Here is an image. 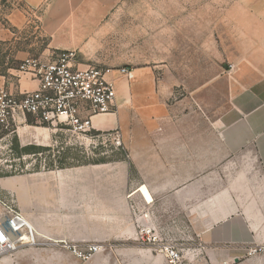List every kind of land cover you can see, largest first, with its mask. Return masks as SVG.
Listing matches in <instances>:
<instances>
[{
  "label": "crops",
  "instance_id": "crops-1",
  "mask_svg": "<svg viewBox=\"0 0 264 264\" xmlns=\"http://www.w3.org/2000/svg\"><path fill=\"white\" fill-rule=\"evenodd\" d=\"M125 3L133 4L0 0V45L17 62L51 59L69 49L85 60L97 26ZM197 5L202 23L214 25L218 35L201 40L177 31L170 66L205 78L170 102L172 87L156 80V68L137 67L131 78L115 76L117 108L91 116L93 132H120L130 161L38 170L0 181V212L3 201L13 200L40 241L3 264H168L154 248L137 246L143 225L171 240L195 238L199 247L182 264H264L263 253L248 255L249 248L264 244V0ZM39 35L46 38L36 48L32 38ZM161 69L171 70L168 64ZM2 87L18 94L37 89L39 80L9 67L0 74ZM19 129L35 134L47 128L25 120ZM63 238L119 245L82 262L47 243Z\"/></svg>",
  "mask_w": 264,
  "mask_h": 264
},
{
  "label": "rangeland",
  "instance_id": "rangeland-1",
  "mask_svg": "<svg viewBox=\"0 0 264 264\" xmlns=\"http://www.w3.org/2000/svg\"><path fill=\"white\" fill-rule=\"evenodd\" d=\"M131 1L133 4L125 3L105 16L103 23L97 26L87 42L91 56L80 60L77 50L78 60L84 61L87 65L114 70L121 66H129L132 70L145 66L156 68V80H164L172 87L169 93L171 94L170 102H175L189 93V87L193 81L202 80L207 75L176 72L171 68L175 64V33L178 31L185 36L198 35L201 40H206L214 39L218 32L213 30L214 25L202 23L203 15L201 16V12L198 14L197 0ZM23 33L25 36L29 35L26 31ZM45 38L44 35H39L36 40L32 38L37 42L36 48H39ZM24 42L26 41H23V44ZM8 54L9 49L0 45V72L7 73L9 67L16 69L19 67L20 62L7 58ZM161 64H168L171 70L161 69ZM113 74L120 76L118 72H113ZM26 122L47 129L45 133L36 132L35 134L32 131L23 132L18 129L17 132L0 138V181L11 177L28 176L38 170L95 162L130 161L120 132H99L96 137H87L72 131L70 126L64 123L57 126L48 123L41 124L32 115H27ZM115 135H119L120 144L116 143ZM30 144L39 147L36 153L23 152L22 149ZM131 172L132 175L135 172L133 165H131ZM55 204L52 207L53 212H56ZM57 211L60 214L69 215L61 208H57ZM70 215L74 213L70 212ZM53 240H48V245H54L59 250L72 254L68 249L54 243ZM70 241L101 243L105 245V250H116L119 245L113 241ZM175 241L182 244L184 248L183 261L187 259V254L193 253L199 247L198 241L190 236ZM137 246L144 247L138 242ZM96 255L86 261L73 256L82 262H88Z\"/></svg>",
  "mask_w": 264,
  "mask_h": 264
},
{
  "label": "built area",
  "instance_id": "built-area-1",
  "mask_svg": "<svg viewBox=\"0 0 264 264\" xmlns=\"http://www.w3.org/2000/svg\"><path fill=\"white\" fill-rule=\"evenodd\" d=\"M17 70L34 74L39 80V87L18 94L0 88V138L17 132L27 115L34 116L41 124L57 126L64 123L72 131L96 137L91 116L117 108L116 77L113 72L127 78L133 76L129 66L116 70L93 65L81 67L78 52L72 49L62 50L51 59L28 57L20 62ZM83 111H88L89 115L83 116ZM114 139L120 144L119 135H115ZM1 208L0 264H3L5 257H12L17 250L38 245L40 241L35 228L13 200L3 201ZM137 241L165 256L168 264L183 263L182 244L160 236L151 227L141 226ZM53 242L84 261L105 249L104 244L96 242H72L67 239ZM259 253L264 254V244L248 249V255Z\"/></svg>",
  "mask_w": 264,
  "mask_h": 264
},
{
  "label": "trees",
  "instance_id": "trees-1",
  "mask_svg": "<svg viewBox=\"0 0 264 264\" xmlns=\"http://www.w3.org/2000/svg\"><path fill=\"white\" fill-rule=\"evenodd\" d=\"M0 74H5L4 72H0ZM99 133V132H96ZM39 147L34 144H30L25 146L22 150L24 153H36L38 151Z\"/></svg>",
  "mask_w": 264,
  "mask_h": 264
}]
</instances>
